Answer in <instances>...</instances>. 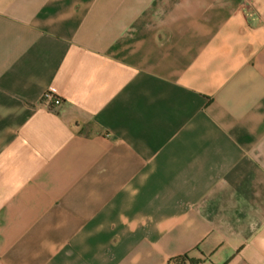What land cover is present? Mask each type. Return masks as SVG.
I'll use <instances>...</instances> for the list:
<instances>
[{"label":"crops","instance_id":"obj_1","mask_svg":"<svg viewBox=\"0 0 264 264\" xmlns=\"http://www.w3.org/2000/svg\"><path fill=\"white\" fill-rule=\"evenodd\" d=\"M0 264H264V0H0Z\"/></svg>","mask_w":264,"mask_h":264},{"label":"built area","instance_id":"obj_2","mask_svg":"<svg viewBox=\"0 0 264 264\" xmlns=\"http://www.w3.org/2000/svg\"><path fill=\"white\" fill-rule=\"evenodd\" d=\"M42 100L46 102L49 107H59L63 101L57 92L52 88L44 92Z\"/></svg>","mask_w":264,"mask_h":264},{"label":"trees","instance_id":"obj_3","mask_svg":"<svg viewBox=\"0 0 264 264\" xmlns=\"http://www.w3.org/2000/svg\"><path fill=\"white\" fill-rule=\"evenodd\" d=\"M177 260L179 261V260H181V258L179 257V258H177ZM181 262V261H180Z\"/></svg>","mask_w":264,"mask_h":264}]
</instances>
